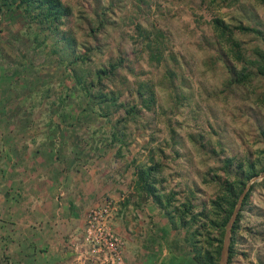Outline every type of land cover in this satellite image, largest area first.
Returning a JSON list of instances; mask_svg holds the SVG:
<instances>
[{
    "label": "rangeland",
    "instance_id": "rangeland-1",
    "mask_svg": "<svg viewBox=\"0 0 264 264\" xmlns=\"http://www.w3.org/2000/svg\"><path fill=\"white\" fill-rule=\"evenodd\" d=\"M61 1L70 8L61 29L91 48L80 50L91 60L84 71L124 60L105 82L117 96L116 105L140 107L139 83L154 92L150 108L140 107L132 116L126 114L129 106L87 101L56 55L33 48L21 17L0 11V127L9 129L18 120L19 130H46L48 124V130L72 131L78 169L89 166L107 181L84 211L81 233L70 235V252L72 241L83 239L87 211L98 207L107 209L114 229L120 219L123 231L116 232L124 242V264L127 241L146 249L155 245L166 255L186 251L200 264L195 247L207 246V226L193 238L194 247L187 227L178 220L171 227L137 186V172L154 167L159 193L173 192L180 209L191 201L193 213L203 210L213 218L211 201L222 183L258 171L246 181L253 180L229 264H264V74L258 69L264 66V0ZM151 51L161 52L160 62ZM241 75L246 76L242 82ZM47 86L49 96H41ZM62 94L68 97L58 115ZM106 111L109 115L102 116ZM196 223L190 230L208 223V217L201 215ZM210 230L217 236L216 228Z\"/></svg>",
    "mask_w": 264,
    "mask_h": 264
},
{
    "label": "crops",
    "instance_id": "crops-1",
    "mask_svg": "<svg viewBox=\"0 0 264 264\" xmlns=\"http://www.w3.org/2000/svg\"><path fill=\"white\" fill-rule=\"evenodd\" d=\"M16 123L0 127V264H73L69 237L81 233L84 211L107 181L89 166L78 169L72 131L48 124L19 130ZM114 223L123 231L120 219ZM127 243L125 264H193L186 251L166 255L155 245Z\"/></svg>",
    "mask_w": 264,
    "mask_h": 264
},
{
    "label": "trees",
    "instance_id": "trees-1",
    "mask_svg": "<svg viewBox=\"0 0 264 264\" xmlns=\"http://www.w3.org/2000/svg\"><path fill=\"white\" fill-rule=\"evenodd\" d=\"M0 11L7 12L11 16L18 15L23 21L25 35L32 39L34 49L44 50L47 48V55L53 54L58 58L67 70L69 69L74 79V85L81 91V95L87 100L92 101L94 104H117V96L112 95L111 91L106 88V81L108 78L116 76L117 69L123 65L124 60L118 59L116 62L109 60L106 64L96 68L93 72L84 71L82 68L86 62L90 63V57L86 50H91L89 45L79 44L73 36L66 35V32L61 29L63 19L70 14V8L65 5L61 0H0ZM219 22V21H217ZM103 25V21H100V26ZM218 28H222V24L217 23ZM94 30V29H93ZM148 41V40H147ZM86 46V50L80 51ZM147 46L151 48V40L149 39ZM161 52L154 56L151 51V58L156 61L161 60ZM22 65V64H21ZM264 65V64H263ZM259 72L264 74V66H258ZM246 79L245 75H241L238 80L240 82ZM99 85V88L94 90L95 86ZM52 89L51 86H47L42 89L40 95L48 92ZM136 93L140 99V107L150 108V104L154 101V92L146 82L139 83L136 88ZM68 97L66 94L59 95L57 97V107L55 112L58 115H62L65 109V99ZM56 102H52L55 104ZM118 106H129L126 109V114L132 116L138 112V105L135 104H121ZM54 111V109H53ZM102 116H108V111L101 114ZM155 170L154 167L146 166L140 168L137 172V186L149 194L153 201L159 206L166 216L171 227L176 226V220H178L183 226L187 227L190 231V240L193 241L194 237L202 234L201 229L207 226L208 234L206 238L207 246L195 247L196 259L200 264H218L222 249L223 236L225 231L226 223L233 211V208L237 202V199L243 189L246 187L249 179L257 175L258 171H252L248 173L244 179L239 178L237 182L224 181L221 185V193L217 194L212 202V212L215 213V217H209V212L203 210L199 213H193L194 203L188 201L185 205L175 203V195L173 192L170 193H159L155 187L156 180L153 179L152 173ZM250 193V188L246 192L242 205L246 204ZM234 222L231 231V239L229 244V253L227 264L230 263L231 258L234 254V243L235 234L239 222V214ZM208 217V223H202L201 226L190 230L200 216ZM210 228H216L218 231L217 236L209 234ZM215 240V243H214Z\"/></svg>",
    "mask_w": 264,
    "mask_h": 264
},
{
    "label": "built area",
    "instance_id": "built-area-1",
    "mask_svg": "<svg viewBox=\"0 0 264 264\" xmlns=\"http://www.w3.org/2000/svg\"><path fill=\"white\" fill-rule=\"evenodd\" d=\"M106 212L98 207L87 211L83 239L72 241L73 264H124V242Z\"/></svg>",
    "mask_w": 264,
    "mask_h": 264
},
{
    "label": "water",
    "instance_id": "water-1",
    "mask_svg": "<svg viewBox=\"0 0 264 264\" xmlns=\"http://www.w3.org/2000/svg\"><path fill=\"white\" fill-rule=\"evenodd\" d=\"M252 181L247 183L246 187L243 189V191L239 195L237 202L233 208V211H232V213H231V215H230V217L226 223L224 236H223L222 249H221V254H220V259H219L218 264H227L232 227H233L234 222L237 218V215L240 211L243 198H244L246 192L248 191Z\"/></svg>",
    "mask_w": 264,
    "mask_h": 264
}]
</instances>
